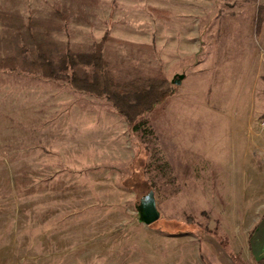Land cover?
<instances>
[{
  "label": "rangeland",
  "instance_id": "rangeland-1",
  "mask_svg": "<svg viewBox=\"0 0 264 264\" xmlns=\"http://www.w3.org/2000/svg\"><path fill=\"white\" fill-rule=\"evenodd\" d=\"M258 4L0 0L25 22L57 20L59 7L66 25L50 37L76 51L107 33L117 81L161 72L170 84L143 115L156 136L143 144L105 99L0 69V264H208L195 240L220 264H253L246 238L264 212V93L247 77ZM21 33L0 21V57ZM149 190L160 217L147 226L137 205Z\"/></svg>",
  "mask_w": 264,
  "mask_h": 264
},
{
  "label": "trees",
  "instance_id": "trees-1",
  "mask_svg": "<svg viewBox=\"0 0 264 264\" xmlns=\"http://www.w3.org/2000/svg\"><path fill=\"white\" fill-rule=\"evenodd\" d=\"M255 1V0H247ZM55 19H35L0 11V21L9 24L18 35L24 30L25 42L14 54L0 57V69L37 75L55 82H66L74 92L105 99L112 109L122 116L132 132L138 134L144 144L146 138L155 140L154 130L143 115L161 102L170 91L168 80L157 72L151 77L138 76L128 81H117L108 70V60L103 55L104 34L92 44L91 52L76 51L69 42L61 45L51 39L50 30L65 28L67 15L59 7L54 8ZM264 17V5L258 4L256 27ZM25 55H28L26 57ZM146 146V145H145ZM146 148V151L147 147ZM253 264H264V256Z\"/></svg>",
  "mask_w": 264,
  "mask_h": 264
},
{
  "label": "crops",
  "instance_id": "crops-1",
  "mask_svg": "<svg viewBox=\"0 0 264 264\" xmlns=\"http://www.w3.org/2000/svg\"><path fill=\"white\" fill-rule=\"evenodd\" d=\"M248 20H249V16L247 15L246 24L250 29L251 23ZM255 29H256L255 35L258 37L260 41L261 48L257 51L256 49H254L253 51L255 55V60H254L255 65L253 68V72L248 73L247 77H250L248 79L252 84V92L254 93L255 91L258 90L260 96L261 95L260 93H264V17L259 27H256V17H255V24L253 30ZM244 52L248 56L249 53L247 52H251V49L248 50V48L247 49L245 48ZM257 113H264V106H262V108ZM220 173L223 174L224 171L221 170ZM170 237L177 238L176 240H180L178 239L180 237H172V236ZM180 242L182 244V239ZM192 244H195L197 253L201 255V257L204 259L205 262H207L208 264H220L218 259L209 249V247L204 242H202V240H195L194 242L192 241ZM246 244H247L246 256L249 260H251V262H254L255 260H258L264 256V212L260 215L256 225L254 226V228L251 229L249 235L247 236ZM230 258L231 257H226L227 263L235 264L232 261V258L231 259Z\"/></svg>",
  "mask_w": 264,
  "mask_h": 264
},
{
  "label": "water",
  "instance_id": "water-1",
  "mask_svg": "<svg viewBox=\"0 0 264 264\" xmlns=\"http://www.w3.org/2000/svg\"><path fill=\"white\" fill-rule=\"evenodd\" d=\"M138 220L144 225H150L157 221L160 212L156 206L153 190H149L137 205Z\"/></svg>",
  "mask_w": 264,
  "mask_h": 264
},
{
  "label": "built area",
  "instance_id": "built-area-1",
  "mask_svg": "<svg viewBox=\"0 0 264 264\" xmlns=\"http://www.w3.org/2000/svg\"><path fill=\"white\" fill-rule=\"evenodd\" d=\"M259 125L262 126V127H264V113L259 118Z\"/></svg>",
  "mask_w": 264,
  "mask_h": 264
}]
</instances>
